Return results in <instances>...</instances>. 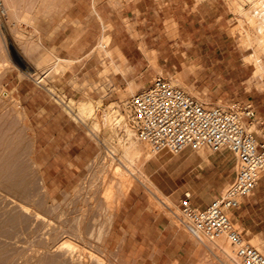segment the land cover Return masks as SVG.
I'll return each instance as SVG.
<instances>
[{"label":"rangeland","instance_id":"1","mask_svg":"<svg viewBox=\"0 0 264 264\" xmlns=\"http://www.w3.org/2000/svg\"><path fill=\"white\" fill-rule=\"evenodd\" d=\"M194 1L199 2L202 0ZM216 2L217 7H214V12L209 11L212 17L209 19L208 26H213L216 15H223L224 17L215 28H208V45L200 46L199 42L202 39L198 38L192 52L199 51L200 47L202 52L207 50L209 55L207 63L209 65L213 63L216 67H222L230 63L232 59L239 57H243L246 64H252L246 60V56L252 52V49L247 48L243 38L246 32L254 34L256 31L255 24L248 17V14L253 13V2L251 0H216ZM5 6L7 8L6 15L3 16L0 13V264H79L80 261L77 256H72L71 252L66 249L58 248L65 239L78 242L82 247L94 253L95 257L86 258L83 264H137L134 254L129 253L123 247V242L111 245L109 241L114 218L120 207L114 215L113 221L106 224L107 209L104 189L108 186V182H113L115 178L117 180V177L109 165L112 154L105 144V140L111 141L112 139L111 142L119 146V152L113 163L116 166L120 165L119 158H121L125 148L123 145L126 146L130 141L136 140L137 137L140 141L142 140L133 127L128 101L141 88L148 87L154 76L149 78L146 86L139 85L135 80L128 78L127 85L123 87V84H119L120 78H118L115 87L117 99L108 104H103L101 101L95 102L91 98L84 100L92 101L96 106L97 113L90 117L91 120L89 118L84 119L82 116L76 115L69 106L71 97H68L54 84L57 79L63 80V75L69 71V83L75 89L81 88L78 80L75 79L78 76L74 70L76 68L73 65L64 66L60 72H56L53 69L56 62L55 58L41 64V66L36 63L37 58L42 55L46 47L43 42V29L45 26L50 25L52 18L58 19L57 27L66 24L68 21V14L65 12L68 8L66 1L4 0ZM161 20L165 24L167 37L176 38L178 36L177 24L169 26L167 24L169 20L163 18ZM110 29L111 25L105 24L103 34L107 35L109 39ZM8 38H11L12 45L8 44ZM188 46L189 44H186L183 48ZM107 49H112L109 43L102 52H93V54H99L101 58L111 57V55L105 53ZM115 57L119 58L118 56H112V59ZM26 61L32 64L31 66L37 74L28 72L25 66ZM102 63L103 68H99L100 71L97 73L99 80L90 79L85 81L82 87H88L89 91L99 89L102 86V79H108L110 73H126L123 60L122 62L119 60L115 67L112 61V70L108 67L106 60H103ZM155 65L153 64V67L157 74L164 76L173 85L183 88L206 105L229 106L231 102H238L233 98L216 100V94L204 84H201L199 77L196 82H193L194 78L190 77L189 74L196 73L199 67L194 62L191 66L183 64V67L167 68L168 70L163 69L162 62L160 64L155 63ZM252 68L254 67L252 66ZM13 71L19 72L23 77L32 78L45 86L53 98L62 103L75 120L85 124L87 130L99 145V154L87 166L83 179L74 188L63 192L61 195L50 196L32 160L29 129L24 123L17 99L6 85L9 78L7 75ZM38 75L45 76V80L40 81ZM215 79L213 77L209 81ZM247 86L248 89H251L252 86L263 89L264 78H254L252 76L248 80ZM254 95L258 96L256 93ZM114 104L119 111L120 119L117 118L116 122L108 125L105 123L104 111L109 105ZM94 121L99 122L100 128L98 127L95 130L94 127H91ZM249 121L246 120L247 129L264 136L262 119L258 116L254 122L250 123ZM130 130H133L131 138L129 135ZM150 150L153 152L151 147ZM197 153L203 155L204 158L211 156V154L215 156L222 153L218 159L221 162L212 169L206 168L201 178L191 175V168L186 173H182L180 177L181 180L186 181V184L192 186L190 190L193 192V198L197 200L210 198L211 200L220 195L232 180L230 178H233L236 170V160L234 154L228 149H224L222 152H213L209 147H205L195 151L193 156H196ZM153 154L155 153L153 152ZM136 156H138V159H136ZM178 156L180 154L173 155L167 150L154 155V157L152 155L144 163V171L146 172L145 166L149 162L154 165L166 163L167 166L168 159L172 158L173 162ZM134 158L133 168L137 170L143 157L140 156L139 158V155H135ZM195 158L193 161L196 160ZM221 158L223 160H220ZM193 161L189 159L187 164H191ZM222 174L225 178H223V184L215 185L216 182L220 181V175ZM138 180L136 179L135 182ZM113 183L116 188L117 181ZM143 185L154 207L158 211L164 212L184 228L179 222V218L176 219L180 215V207L163 194L157 193L158 197L153 195L144 183ZM166 206L171 207L167 208ZM237 214H240V219L244 221V224L234 215L231 214V217L236 223L241 222L243 224L244 228L242 229L246 234L247 231L251 232L247 234L248 238L257 234L264 240V173L254 192L243 199L241 207L237 209ZM237 226L241 228L238 224ZM202 238L208 240L204 236ZM196 245L192 264H222L221 260L214 255L211 249L205 246L202 240H197ZM262 251H264V245Z\"/></svg>","mask_w":264,"mask_h":264},{"label":"crops","instance_id":"2","mask_svg":"<svg viewBox=\"0 0 264 264\" xmlns=\"http://www.w3.org/2000/svg\"><path fill=\"white\" fill-rule=\"evenodd\" d=\"M65 1L68 4L65 10L68 14L67 23L57 27L58 19L52 18L50 25L43 29V42L45 48L55 50L58 56L73 61L71 65L76 68L74 70L78 75L75 79L81 88L75 89L69 83V71L65 72L63 80L54 82L68 97L79 101L91 98L95 102L108 104L117 99L115 87L118 78L123 87L127 85L128 78L146 86L150 77L159 75L152 64L162 62L163 69L168 70L183 67V64L191 66L194 62L199 67L196 73L189 74L194 78L193 82L199 77L200 83L216 94V100L233 98L240 103H251L264 124V88L252 86L248 89L247 86L254 65L246 64L244 58L239 57L222 67H216L213 63H207V50L202 52L200 47L199 51L192 52L198 38L206 39L199 42L200 46L208 45V28H215L224 17L216 15L213 26H208L211 13L217 7L216 0ZM162 18L176 22V38L167 37ZM105 24L111 25L109 44L112 49L118 47L125 56L126 73L112 72L108 79H102L99 89L89 91L88 87L82 86L90 79L99 80L97 73L99 68H103V60H106L111 70V62L115 67L121 60L110 56L101 58L99 54L92 53L105 32ZM186 44L189 46L183 48ZM153 50L156 52L155 62L150 53ZM7 77L6 85L17 99L24 123L29 129L32 160L44 187L51 197L71 190L83 179L87 166L99 154L98 143L85 124L75 120L45 86L15 71ZM213 77L216 79L209 81ZM195 151L198 150L186 148L173 154L180 156L173 162L172 158L168 159L167 166L166 163L154 165L152 162L145 166L153 183L179 207L187 192L191 194L194 206L205 207L214 199L193 198L190 190L192 186L180 177L191 168L190 174L201 178L206 168L212 169L221 162L218 159L222 153L204 158L200 153L193 156ZM193 157H196L195 161ZM234 158L237 165L235 155ZM189 159L193 163L187 164ZM235 174L236 170L230 179L233 180ZM223 178L224 175H220V181L215 185L223 184ZM231 214L244 222L237 214V209ZM109 241L111 245L123 242V247L134 254L137 264H192L197 247V240L179 223L154 207L145 186L138 181L122 201L114 218Z\"/></svg>","mask_w":264,"mask_h":264},{"label":"built area","instance_id":"3","mask_svg":"<svg viewBox=\"0 0 264 264\" xmlns=\"http://www.w3.org/2000/svg\"><path fill=\"white\" fill-rule=\"evenodd\" d=\"M0 13H7L4 0H0ZM231 105H206L162 75L155 76L128 101L137 135L155 154L209 147L214 152L228 149L236 156L235 177L223 192L205 207L192 205L187 192L178 218L197 240L225 237L235 249L239 264H264V252L231 217V212L254 192L264 173V137L247 129L246 120L252 123L257 118L251 103Z\"/></svg>","mask_w":264,"mask_h":264},{"label":"bare ground","instance_id":"4","mask_svg":"<svg viewBox=\"0 0 264 264\" xmlns=\"http://www.w3.org/2000/svg\"><path fill=\"white\" fill-rule=\"evenodd\" d=\"M251 1L253 2V7H252L253 13L251 15L248 14L249 15L248 17H250L251 20L253 21V23L255 24L256 31L254 34H252L250 32H246V34L244 35V38L243 37L242 38H243V41H244L245 45L247 46V48L252 49V52L246 56V60L248 62L252 63L255 67L252 76L254 78H256V77L264 78V60H263V56H264V0H251ZM242 8H238V9H242ZM5 10H7L6 6H5ZM241 11H243V10H241ZM248 22H250V21L248 20ZM175 23L176 22L174 20L167 21V24L169 26H175ZM240 28H241V25H240ZM7 40H8L9 45L13 44V42L11 41V38H8ZM108 43H109V37L107 35L103 34L102 38L99 41V44L95 47V49L92 51V53L93 52H102L103 49L106 48ZM145 52H146V50H145ZM105 53L107 55H111V57L112 56L113 57L118 56L121 59V62H122V60H123V62L126 61L125 56L123 55L122 51L118 47H115L113 49H107V50H105ZM150 53L152 54V56L151 55L150 56L152 57L153 62H155L156 61V55H155L156 52H154V50H153V51H150ZM52 58L56 59V62L53 66V69L56 72H60V70H62V68L64 66H70L73 63L72 60H68V59H65V58L58 56L55 50H49L47 48H45V50L42 52V55L39 58H37L38 60L36 63L41 66V64H45L47 61L51 60ZM31 65L32 64H29V62H27V61L25 62V66H26V69L28 70V72L34 74L35 70ZM35 74H37V73H35ZM44 77L42 75H38V78L40 79V81L42 79H44ZM60 101H62V100H60ZM65 102H67V101H65ZM69 106L76 113V115L78 114V115L82 116V118H84V119H88V118L90 119V117L92 115L97 114L96 113V106L94 105V103L92 101H84V100L79 101V100H75V99L71 98V100L69 101ZM118 112L119 111H118L117 107L115 106V104L109 105L108 108L104 111V113H105L104 119L106 121L105 123H107L108 125H111V124H113V122H116L115 120L117 118H119ZM121 121H122V118H121ZM91 125H92L91 127L92 128L94 127L95 130L100 126L98 121L92 122ZM132 131L133 130H130V134H129L130 138H131L132 133H133ZM133 137H134V134H133ZM135 138H136V136H135ZM118 139H119V137H118ZM120 139H122V138H120ZM137 139H138V137H137ZM137 139L134 141L129 140L130 141L129 144H127L126 146L123 145V147H125L124 152H122L123 154L121 153L122 156H121V158H119L120 159V165H117V166L113 165V163H114V160L116 158L117 153L119 152V146H118V144L117 145L113 144L111 142V141H113L112 139H111V141L105 140L106 141L105 144L107 145L109 151L112 154L109 165H110V168L112 169L113 173L117 177V180H115L116 178L113 179V182L117 181V187L116 188H115V185L113 182H108L109 183L108 186L106 187V189H104V195H105V199H106V209H107V215L105 217V219H106L105 223L106 224L107 223L109 224L113 221L114 215L116 214L117 210L119 209V207L123 201V198L129 192L130 188L133 186L136 179H139L138 181H141L142 184L144 183L149 188V191H151V193L153 195H157V193L163 194L162 191L153 183V181L147 175V173L144 171V168H143L144 163L150 157H152V155L154 157V155H156V154H153V152H151V150H150L151 146L149 147L148 142H143L142 140L140 141L139 139L138 140ZM127 140H128V138H127ZM119 143H120V141H119ZM135 155H139V158H140V156L143 157V160H141L142 163L140 162L141 165H139L141 167L139 168V166H138L137 170H135L133 168V165H134L133 160L135 159L134 158ZM137 157L138 156H136V159H138ZM163 196H164V194H163ZM157 197H158V195H157ZM169 207H171V206H169ZM169 207H167V208H169ZM38 216H39V214H38ZM176 219H178V217ZM179 222H180V220H179ZM237 224L241 228H244V226L241 222H237ZM250 233H251L250 231H247V234H250ZM205 239H208V240L206 241L203 238H201L200 240L203 241V243L205 244V246L207 248L211 249V251L214 253V255L217 256L221 260L222 264H239V260L236 256L235 249L233 248L231 243L225 237H221V238H217V239H211V238L205 237ZM250 241L258 249H260L261 251L263 250L264 240L259 235H257V234L253 235L250 238ZM58 248L66 249V250L71 252L72 256H77L79 261H80L79 264H83L86 258H89V257L94 258L95 257L94 253L92 251L85 249L78 242H75V241L70 240V239H65L59 245Z\"/></svg>","mask_w":264,"mask_h":264}]
</instances>
